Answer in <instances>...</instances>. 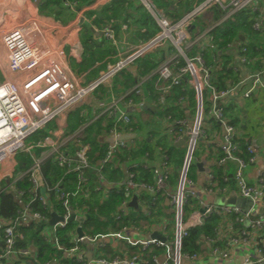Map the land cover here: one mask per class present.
Returning <instances> with one entry per match:
<instances>
[{
  "label": "built area",
  "instance_id": "1",
  "mask_svg": "<svg viewBox=\"0 0 264 264\" xmlns=\"http://www.w3.org/2000/svg\"><path fill=\"white\" fill-rule=\"evenodd\" d=\"M257 1L192 0L188 11L178 21L172 22L156 9L151 0H140L155 19L159 33L148 43L133 49L123 60L109 66L98 79L86 86H82L73 76L61 51L55 47L44 29L35 22H26L6 32L0 31V169L5 163H11L10 169L3 172L10 181L0 187V194L11 191L15 197H22L24 192L17 190L15 184L26 179L31 185L32 201L38 200L43 209L47 208L50 214L53 212L63 218V222L49 226L50 216L47 218L39 212H32L28 206H22L13 219H0V264H28L29 260H37V253L33 248L18 247L19 243L25 241L21 228L32 222L48 225L41 232V238L55 251L52 260H42L41 263L34 262V264H59L55 254H60L61 260L78 264H264V179L259 178L252 184L247 177L248 169L261 162L260 149L245 143L246 158L243 156V151L237 142L236 130L225 119L223 108V103L232 100L236 93H240L244 99H249L257 90H264V63L261 71L247 73L238 84L218 91L211 84V68L205 61L204 53L200 52L192 58L186 56V53L190 52L194 44L202 38L199 36L190 40L189 29L195 19L205 17L208 13L213 15L212 9L217 8L223 12V16L216 24L218 25L236 13L254 7ZM61 2L67 9L74 8V4L67 0ZM214 27L207 29L204 34L207 35ZM254 29L259 30L257 24ZM102 33L116 46L114 33L110 28L103 29ZM166 42L174 47L178 55L162 62L156 70L159 80L163 83L159 87L161 96L169 95L171 89L179 85V77L188 75L196 100L195 119L192 127L185 132L188 136L186 153L176 185L168 184L171 172L166 157L160 158L156 165L149 163L147 157L124 162L122 164L124 179L117 184L107 183L101 175L116 152L132 148L136 144L132 129L124 132L121 127L131 124L128 110L132 106V101L127 98L141 95L142 82L136 83L123 97H110L101 111L100 115H106L114 124L104 139L106 150L94 171L99 178L95 191L102 189L106 194L113 188H123L133 193L137 208L140 207L147 216L151 214L150 204L154 203L158 194H163L164 214L171 216L174 223L172 243H169L166 232L170 220L165 216L160 218L162 222L151 225L145 233L137 226H124L111 234L92 236L85 234L82 226L83 235L79 237L77 222L68 224L67 220L72 214L83 217L84 210L78 208L77 201L73 199L87 197L90 192L88 187L90 181L86 173L90 168L88 158L90 149L89 146H81L78 139L94 119L72 135L66 134L65 129L63 134L59 133L58 129L48 131V136L42 141L29 145L24 152L32 156V164L24 172L14 173L15 157L24 148L28 138L57 117L68 115L84 102L85 97L98 85L108 83L118 71L151 50L160 48ZM241 53L242 55L237 59L244 65L246 49L243 48ZM71 56L77 58L73 53ZM178 56L185 63L180 68L177 67ZM174 68L177 69L176 75L172 70ZM245 84L247 87L243 90ZM204 94L207 96L206 105H204ZM182 101L183 99L180 98L179 102ZM205 106L208 108L209 117L220 125L219 137L215 135L208 139L201 129ZM165 123V126L171 129V125L167 121ZM177 124L182 125L183 122ZM202 140H206L209 144L217 143L220 156H216L214 160L210 159V162L207 161L209 164L207 163V168L204 167V178L199 182L198 189L189 177L188 171L190 164L195 161L196 144ZM71 141L77 143V150L73 155L63 153L62 147ZM34 147L42 150L37 157L31 154ZM51 158L58 168L66 170V173L75 174L72 191L53 188L55 191L53 202L58 203L61 213L52 209L50 188L45 186L41 175L42 165ZM228 162L234 163L237 167L234 175L237 196L244 204L217 205L214 202L215 195L223 193L225 189L216 188L212 166L220 167ZM138 165L144 170H150L152 183L135 181L134 169ZM223 182H226V179H223ZM66 183L70 184V182ZM140 195L145 196V199L138 200ZM133 196H129L128 200L120 204L116 221L127 215ZM190 200L194 204H190ZM194 205H197L196 210L191 211L185 219V206ZM211 216L222 218L226 228L219 227L214 238L204 240V251L201 254L182 253V242L188 236L189 230L202 226ZM231 216H234L233 221L240 225L237 231L233 230ZM70 224H75L76 227L69 235L70 246H66L61 243L58 231ZM152 234H157L164 241L151 238ZM107 248L108 252L104 253ZM128 248H137L138 252L133 253ZM152 249H161V254L146 258L145 253ZM235 250L244 251L237 260L234 255ZM107 255L110 256L109 259L106 258Z\"/></svg>",
  "mask_w": 264,
  "mask_h": 264
},
{
  "label": "trees",
  "instance_id": "2",
  "mask_svg": "<svg viewBox=\"0 0 264 264\" xmlns=\"http://www.w3.org/2000/svg\"><path fill=\"white\" fill-rule=\"evenodd\" d=\"M67 1L76 2L79 5H87L89 2V0ZM138 1L114 0L109 6L102 10V16H95L93 13L87 14L86 19L88 24L80 34V42L82 45L80 61L76 62L71 60L69 63V67L75 77H80V75L85 74L87 70H89V72L86 74L87 80L94 79L93 81H95L101 75V71L104 73L107 70V65H114L116 63L112 59V57L116 54L115 49L111 45V42H109L102 33L105 27L110 28L113 31L114 38L116 39V36L121 28L120 24L122 22L128 27L132 25L136 26L137 31L135 36L138 38L141 44L148 43L159 33L160 30L155 20L143 7V5H138ZM191 1L192 0H178V2L174 3L173 0H151L156 9L168 17V19H170L172 22L178 21L183 16V14L188 11ZM258 3L260 4V7L264 3V0H259ZM43 7L45 9L54 8L56 10H61V0H43ZM170 7H172V10H170ZM129 10H131L132 13L126 15V19L120 22V14ZM212 12L213 18L211 24H215L221 19L223 12L217 8H213ZM258 15L259 11H253L251 8H247L234 14L227 21L216 25L208 32L207 35L211 41V48L201 47L200 44H197V42L194 44L192 51L190 53H186L188 58H192L195 55H198L200 52L204 53L205 60L208 66L211 68V84L218 91L225 89L227 82L234 85L239 81L236 73L228 68L231 58L226 54V52L222 53V51L226 48V45L232 42L239 43L241 42V37H243L244 40L242 46H244L247 50L248 56H251L254 53L255 47L248 39L247 34H252V38H255L256 40L262 41V39H264V34L262 32H256L252 30V26L256 22ZM208 26L209 25L203 22L201 18L195 19L189 29V36H191V38L194 40V38L202 34V32ZM218 51L221 52L220 56H218ZM174 53V47L170 43H166L160 48L153 49L145 55L137 58L130 65V67H133L134 69L133 73L129 71L130 67H127V65L118 71L108 83L100 84L94 89V91L91 93L93 96L92 104L77 106L67 115L66 134L69 135H72L80 127L94 119L90 124H88L78 139L81 146H89L90 149L88 152L90 168L86 171L87 177L90 181L88 186L90 192L87 197L82 196L73 199L74 201H77L78 208L84 210L83 217L85 218V223L83 224V232L87 235L94 236L111 234L124 226H137L141 229V232H145L146 228L150 227L151 225L157 222H162L160 219L162 216L167 218L171 217L166 216V214L163 212L165 209L163 207L164 195L158 194L154 203L150 204V216L144 214L140 207L134 209L130 206L127 211V215L122 217L120 221H116L118 207L123 201L128 200L129 196H133V193H130L123 188H113L106 194H104L105 191L102 189L100 191H95V188L98 186L99 178L95 173L94 168L103 158L104 152L106 150L104 139L114 124L113 121L106 115H100L95 118V116L98 114V111L107 105L110 97H119L124 95L127 90L131 89L136 84V80L144 76L151 75L162 62L167 61ZM97 63L99 65L95 67ZM184 65V61L182 59H178L177 67L180 68ZM172 70L174 74L177 71L175 68ZM150 78V80L144 83L153 86L156 83L158 87L163 85L157 74H152ZM188 79V75L179 77V85L172 88L169 95L161 96L159 93L157 94V90H152V92H154V96L158 97V100L162 99V102H160V106L158 107V117L150 119L148 121L149 124L147 127L140 125L141 127L139 128V122L135 124L132 120V117L131 124L121 127L122 131L124 132H128L129 129H132L133 132L136 130V144L132 148L116 152L114 158L104 167L101 175L107 183L117 184L124 179V171L122 168V164L124 162H128L129 160L137 161L138 159L144 157L154 160L156 155L154 154V149H156L161 155V158L166 157L168 160V165L171 172L168 181L169 186L175 185L179 171L183 165L186 146L177 147L173 141H175L178 136L185 134L187 128H189L186 123L187 119L185 109L180 104L179 99H187L186 104L189 107L188 117L190 119L188 123L192 121L193 117L191 116H193V112H196L194 91ZM133 98L136 99L137 96H134ZM231 106L232 105L229 104L226 106V109L224 108L225 119L226 114L228 115V111L232 109ZM94 107H96L95 110ZM205 113L207 116L208 108L206 106L203 111L204 120L201 129L205 132L208 139H211L213 135L219 137L221 133L220 125L212 118H207ZM168 118H170L169 121L167 120ZM161 120L167 121L171 125V129L166 126H164L163 129H154V125L156 126V124L161 122ZM183 121L184 124H177L178 122ZM206 123H210L212 132H207L205 126ZM229 124L232 125L230 122ZM45 129H47V131ZM56 130V125H53L51 122L28 139H32L31 144L33 143V140L38 138H40V141H42L48 136V131ZM169 130L170 132H168ZM186 138L188 139V136H186ZM40 141H37L35 144ZM237 142L243 151V156L246 158L245 142L238 138ZM206 143V140L197 142L194 159L195 155H198V151L206 153L205 157L210 159V151L218 148L213 143H207V145ZM77 148V143L71 141L66 146L62 147L61 151L69 155H73ZM41 151L42 150L40 148L34 147L31 150V154L37 157ZM19 156H21V158H19V163H16L14 169L15 174L26 171L32 164L31 155L22 151ZM212 156V159H214L215 155ZM218 156H220V154H218L217 157ZM236 168V165L230 162L220 167L212 166V172L218 183V187L225 189L223 192L224 196L233 195L238 191L234 180ZM195 169L196 163L193 161L190 164L188 171L190 178L194 177ZM134 171L136 173V182L152 183L153 177L149 169L143 170L141 166L138 165ZM41 175L45 186L50 188L49 195L52 202L54 201L55 189L68 191L73 190L72 186L75 183V174L72 172L66 173V170L58 168L53 163L52 158L48 159L42 165ZM223 179H226V182H223ZM66 182H70V184H67ZM2 185H4V183ZM15 188L24 192L22 197H15L11 191L0 194V219H13L16 217L17 211L22 206H28L32 212H39L45 217L49 218L50 211L47 208L43 209L38 200L32 201L30 194L31 185L26 179L17 181ZM143 199H145V196L143 195H140L138 198V200ZM191 204H194V202L191 201ZM52 207L53 210L61 213L57 202H53ZM187 207L191 212L196 210L197 205H194L193 207ZM230 220L232 221L233 230L237 231L240 225L233 221L234 216H231ZM168 224L166 231L167 233ZM75 226V224H70L65 229L58 231L61 243L66 246H70L68 244L70 240L69 235L73 233V228H75ZM46 227H48L46 223L32 222L21 228V232L25 237V241L19 243L18 247H30L33 248L37 253V260H29L28 264H34V262L41 263L42 260H52L55 251L41 238V232ZM219 227L226 228V223L220 217L211 216L204 221L202 226L190 229L188 236L182 242V253L197 255L201 254L204 251V240L207 238H214ZM129 250L133 253L138 252L137 248H130ZM161 251V249H152V251H147L144 256L149 258L154 254H161ZM60 257V254H55V258L59 264H78L77 262L65 259L61 260Z\"/></svg>",
  "mask_w": 264,
  "mask_h": 264
},
{
  "label": "crops",
  "instance_id": "3",
  "mask_svg": "<svg viewBox=\"0 0 264 264\" xmlns=\"http://www.w3.org/2000/svg\"><path fill=\"white\" fill-rule=\"evenodd\" d=\"M113 1L114 0H89L87 5H79L76 2H71L74 4V8L71 10L63 7V4L61 2V10L60 9L56 10L54 8L45 9L43 7V0H0V31L6 32L10 29L21 26L22 24L26 22H35L38 26L42 27L47 34L49 35L51 34V36L54 37V40H55L54 45L57 49L61 51L62 57L67 63L68 68L70 69L69 63L71 60H74L76 62L80 61V57L82 53L80 34L88 24V21L86 19L87 14L93 13L95 16H102V10L105 7L109 6ZM258 1L254 5V7L251 8L253 11H257V10L259 11L258 18L256 19V22L253 24L252 30L256 32H262L264 34V3L262 4V6L259 7L260 4L258 3ZM173 2L176 3L178 2V0H173ZM138 5H142L140 0L138 1ZM170 10H172V7H170ZM129 13H132L131 10L127 12H122L120 14V22L126 19V15H129ZM205 18H206V21L209 22V24H211L213 15L211 13H208L205 17H202L201 20L203 19L205 20ZM255 24L258 25L259 30L254 29ZM120 25H121L120 31L117 34L116 39L114 38L116 42V46H114L112 42L107 39L109 42H111V45L115 49L116 54L112 57V59L116 63L119 60H123L124 57L128 56L133 51V49L138 48L140 45H142L139 42L138 38L135 36L136 31H137L136 26L132 25L128 27L123 22ZM209 28L210 26H208L202 32V34L199 35V36H202V38L198 41L197 44H200L201 47H207V48L212 47L210 43V38L208 37V35L204 34V32L207 31V29ZM189 37L191 40L192 39L191 36ZM247 37L251 41L253 46L255 47V50H254L253 55L251 56L250 55L248 56V52L246 50V53L244 55V57L246 58V64L242 65L239 59H237V57H240L242 55L241 50L245 48L244 46H242L243 40H244L243 37H241V42L229 43L226 45V48L222 51V53L226 52V54L231 58L229 61L228 68L231 69L238 76L239 81L236 84L242 81L247 73L252 74V73L259 72L263 69L264 39H262V41L256 40L255 38L253 39L252 34L251 35L247 34ZM207 41H208V44H206ZM71 53L75 54L77 58H73L71 56ZM220 55H221V52L218 51V56ZM98 65L99 64L97 63L95 67ZM130 65H128L127 67H130ZM109 66L111 65H107V68ZM156 70L152 73L153 75L156 74ZM129 71L133 73L134 72L133 67H130ZM88 72L89 70H87L85 74L80 75V77H75L74 75L73 76L76 79H78L82 85L86 86L89 83L93 82L94 80V79L87 80L86 74ZM102 73L103 72L101 71L100 74ZM152 74L144 76L136 80V83L142 82V89H141L140 96H137L136 99L133 98L135 95L128 96L127 98L132 101V106L129 107L130 109L128 110L130 113L129 115L130 117H132V120L134 121L135 124L139 122V125H138L139 128L141 126L147 127V125L149 124L148 121L150 119H154V117L157 118L159 115L158 107L160 106V102H162V99L158 100V97H155L154 92H152V90L153 91L157 90V94L159 93V95H161L160 92L158 91L159 87L156 85V83L154 86L150 84H145L148 80L151 79L150 76H152ZM234 85L227 82L225 89L227 87H232ZM246 87L247 86L245 84L242 89L245 90ZM121 96L123 97L124 95H121ZM121 96L116 97V98H120ZM92 101H93V96L90 94L87 96L84 102L80 103L78 106L84 105V104H92ZM186 103H187V99L186 100L183 99V101L180 104L185 109V114H186V119H187L186 123H187V126L189 127L190 123L192 124L193 119H195L194 117H195L196 112H193V116H191L193 117L192 121L188 123L190 121L188 117L189 107L187 106ZM229 104L232 105L231 106L232 109L230 110L231 112L228 111V115L226 114V119L234 126L236 133H237V138L242 139V141H244L246 144L248 143L251 145H255V147L260 149L259 151L261 153L260 154L261 162L259 163V165L249 168L247 172L248 179L250 180L252 184H254L255 181L258 180L259 178L264 179V141H263L264 139V90L262 89L257 90L255 93H253L250 96L249 99H244L243 97L240 96V93H236L235 97H233L232 100H230L229 102L223 103V108L226 109V106ZM95 108L96 107H94V110ZM103 108L98 111V114L95 116V118H97L100 115ZM66 120H67V114L62 115L61 118L57 121L56 128L58 129L59 133L63 134L64 132L63 130L64 129L66 130V125H67ZM164 121L165 120H161V122L157 123L156 126L154 125V129H158V130L163 129V127L166 125ZM183 124H184V121H183ZM205 126L207 129V132L209 133L212 132L210 123L209 124L206 123ZM60 128H62V131L59 130ZM133 134L134 136L137 134L136 130L133 132ZM186 140H187L186 134H182L181 136H178V138L175 141H173V143L177 147H185ZM181 141L183 142L180 143ZM214 145L217 147V143H214ZM197 153L198 155H195L196 169H195V174L193 177L194 180L193 178L191 179L194 181V183L196 184V187L199 189V186H198L199 182L204 178V171H203L204 167L207 168V163L210 162V159H212L213 157L212 155H215V158H216V156L219 154V151H218V148H216L215 150H211L209 153L210 159H207L205 157L206 153L202 151H198ZM154 154H156L154 157L155 158L154 160H150L148 158V162L151 163L152 165L158 164L159 159L161 158L160 157L161 155L158 153V150L154 149ZM10 167H11V163L7 162L4 164V167L0 169V187L3 186L2 185L3 183L6 185L9 183L10 180L7 179L6 176H4L5 174L3 172L8 171ZM215 184H216L217 189H222L221 187H218V183L216 179H215ZM217 196H223V193H219L215 195V197ZM228 196L235 198L233 199L234 201L232 204H235V203L244 204L243 201L238 198L237 193L233 195H228ZM215 197H214V202H215ZM85 249L88 254V247H86ZM129 249L130 248H128V250ZM106 252H108V248L106 249L104 253ZM112 253L113 252H111V254ZM243 253L244 251L241 252L240 250H235L234 251L235 260L239 259Z\"/></svg>",
  "mask_w": 264,
  "mask_h": 264
},
{
  "label": "rangeland",
  "instance_id": "4",
  "mask_svg": "<svg viewBox=\"0 0 264 264\" xmlns=\"http://www.w3.org/2000/svg\"><path fill=\"white\" fill-rule=\"evenodd\" d=\"M144 7V6H143ZM145 8V7H144ZM146 9V8H145ZM185 14V13H184ZM183 14V15H184ZM203 22H205L206 24H208L209 26H210V28L211 27H214L215 25H216V23L215 24H209V22H207L206 21V18H205V20L203 19ZM49 35V34H48ZM199 36V35H198ZM49 38L51 39V41L53 42V44H55V40H54V37H52L51 36V34L49 35ZM197 38V37H196ZM192 40V39H191ZM166 43H168V42H166ZM166 43H164V44H166ZM184 46L185 45H183V48H184ZM192 49H193V47H192ZM178 55V53H177V51L175 50V53L172 55V56H177ZM171 56V57H172ZM170 57V58H171ZM178 59H182L181 57H179L178 56ZM183 60V59H182ZM184 61V60H183ZM82 86H84V85H82ZM134 87V86H133ZM132 87V88H133ZM85 98H87V97H85ZM206 100H207V96H206V94H204V102H206ZM205 105H206V103H205ZM205 116H206V113H205ZM207 118H210L209 117V115L207 114V116H206ZM61 118V116H59V117H57L56 118V120H54L52 123H53V125L55 124L56 125V123H57V121L59 120ZM194 120V119H193ZM192 125H193V121H192V124L190 123V126H189V128L188 129H190L191 127H192ZM49 128V127H48ZM47 128V129H48ZM47 129H45L46 131H47ZM49 130V129H48ZM60 131H62V128H60L59 129ZM41 139L40 138H38V139H36V140H33V143L32 144H35L37 141H40ZM31 141H32V139H28V140H26V142H25V146H24V148L22 149V150H20L18 153H17V155H16V157H15V162L16 163H19V158H21V156H19L20 155V153H22V151H24L29 145H32L31 144ZM183 167V166H182ZM182 167H181V169H182ZM181 169H180V171H181ZM179 171V172H180ZM233 199H235V198H232V197H229V196H217V197H215V203L217 204V205H230V204H232L233 203ZM189 203L191 204V200L189 201ZM184 210H185V219L187 218V216L189 215V213H190V211H189V209H188V207L187 206H185V208H184ZM163 212H164V210H163ZM169 220H170V224H168V234H169V236H170V239H169V243H172V235H173V226H174V223H173V219H172V217H169L168 218ZM76 222H78V220H76ZM156 224V223H155ZM147 229V228H146ZM106 258H110V256H108L107 255V257Z\"/></svg>",
  "mask_w": 264,
  "mask_h": 264
},
{
  "label": "water",
  "instance_id": "5",
  "mask_svg": "<svg viewBox=\"0 0 264 264\" xmlns=\"http://www.w3.org/2000/svg\"><path fill=\"white\" fill-rule=\"evenodd\" d=\"M184 140V139H183ZM183 141H181L180 143H182ZM130 206L133 207L134 209L137 208V203H136V197L133 196L132 199H131V202H130ZM76 220H78L77 224H78V229H77V235L79 237H81L83 235L82 231H81V228L83 226V223L85 221V218L84 217H77L75 216L74 214H72L68 220H67V223H72V222H76ZM57 222H63V218L60 217V216H57L55 213H51L50 214V219H49V222H48V225L49 226H53L55 225ZM151 238H156V239H159L161 241H164L163 238L159 237L157 234H152L151 235Z\"/></svg>",
  "mask_w": 264,
  "mask_h": 264
}]
</instances>
